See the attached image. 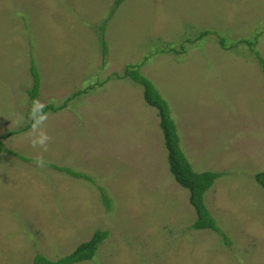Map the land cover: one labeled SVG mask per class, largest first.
I'll list each match as a JSON object with an SVG mask.
<instances>
[{
  "label": "rangeland",
  "instance_id": "374dc122",
  "mask_svg": "<svg viewBox=\"0 0 264 264\" xmlns=\"http://www.w3.org/2000/svg\"><path fill=\"white\" fill-rule=\"evenodd\" d=\"M244 39L264 58V0H0V264L56 260L98 230L108 239L80 264H264V73ZM131 65L168 102L194 170L228 173L205 199L230 245L190 229L158 110L117 78ZM49 107L62 109L21 133ZM46 163L91 176L111 210Z\"/></svg>",
  "mask_w": 264,
  "mask_h": 264
},
{
  "label": "trees",
  "instance_id": "16d2710c",
  "mask_svg": "<svg viewBox=\"0 0 264 264\" xmlns=\"http://www.w3.org/2000/svg\"><path fill=\"white\" fill-rule=\"evenodd\" d=\"M124 0H115V6H119ZM115 11V10H114ZM104 26H100L99 30H103ZM209 32L204 33V36L208 35ZM203 35L201 37H204ZM202 39V38H200ZM248 45L252 52L257 57L263 73H264V58L261 54L254 50V43L248 40H240L238 44ZM100 48L102 51L103 57L107 55V45L103 38V35H100L99 39ZM141 65H131L128 66L125 70L123 76H117L119 79L130 78L132 81L140 85L144 90V99L146 103L158 110V115L160 118V128L163 131L164 141L166 149L168 152V164L169 169L174 177L175 181L183 188L189 191L190 203L194 207L197 219L192 224L190 229L194 231L210 230L218 234L221 238L224 239L227 245H230L228 235L223 231L218 221L211 214L207 204L205 195L214 187L216 181L228 174L227 172H196L189 162L188 158L181 149L180 138L178 134L177 125L172 117V112L168 102L162 97L155 85L141 73ZM31 73L34 81L33 88L28 91L32 104L36 101L40 93V84L41 77L35 66V63L32 62ZM79 95V94H77ZM62 108L49 107L45 110L38 112V115L35 119H32L28 126L21 132L31 129L40 119L44 116L46 111L51 110L54 112L59 111ZM5 151L3 145L0 144V152ZM9 153L14 154L19 159L30 162L31 159L25 158L13 151ZM46 165L52 169L57 170L63 174H66L74 179L86 180L91 184L95 185L100 192V195L104 201V204L107 210H111L112 203L109 195L106 192V189L100 185H97L94 179L87 175L84 172L74 170L68 166H58L53 163H46ZM256 182L264 189V171L255 175ZM109 232L105 230H98L94 233L90 240L81 243L72 253L58 258L56 260L49 259L48 257L37 254L32 262V264H80L87 261H92L98 254V251L102 244L108 239Z\"/></svg>",
  "mask_w": 264,
  "mask_h": 264
},
{
  "label": "clouds",
  "instance_id": "9594fccd",
  "mask_svg": "<svg viewBox=\"0 0 264 264\" xmlns=\"http://www.w3.org/2000/svg\"><path fill=\"white\" fill-rule=\"evenodd\" d=\"M43 117H40V120H42ZM35 127V125H34ZM49 137L47 136L46 133L41 132L40 135L38 137H36L35 139H33L32 143L33 145H40L43 148L47 147V141H48ZM39 162V160H38Z\"/></svg>",
  "mask_w": 264,
  "mask_h": 264
}]
</instances>
